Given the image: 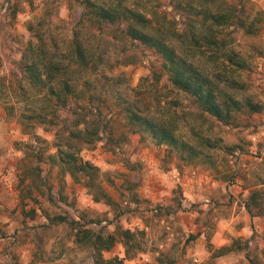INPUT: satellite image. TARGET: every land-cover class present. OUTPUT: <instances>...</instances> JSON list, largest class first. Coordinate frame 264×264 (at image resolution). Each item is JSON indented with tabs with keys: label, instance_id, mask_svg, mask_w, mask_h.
Returning <instances> with one entry per match:
<instances>
[{
	"label": "rangeland",
	"instance_id": "374dc122",
	"mask_svg": "<svg viewBox=\"0 0 264 264\" xmlns=\"http://www.w3.org/2000/svg\"><path fill=\"white\" fill-rule=\"evenodd\" d=\"M235 1L244 2L249 20L257 11L263 17L257 36L233 35L249 68L227 76L242 90L225 89L259 112L224 125L172 91L165 75L154 94H142L148 82L141 79L160 70L156 56L137 43L84 29V42L101 61L95 72L77 77L78 101L99 107L102 126L113 132L85 145L70 134L69 123L53 127L28 119L48 111L44 92L29 88L18 70L37 32L57 59L69 60L80 7L75 0H0V264H98L88 246L75 242V223L103 236L134 234L128 253L117 239L102 252L103 264H160L166 255L174 264H249L244 251L211 256L236 241H247L250 254L264 263V210L251 218L244 207L257 191L264 208V0ZM159 5L172 10L169 0ZM135 102L142 110L175 112L181 138L191 145L208 139L212 148L187 163L131 134L123 114ZM68 149L97 170L92 180L83 173L71 177L59 153ZM99 193L108 199L96 201Z\"/></svg>",
	"mask_w": 264,
	"mask_h": 264
},
{
	"label": "trees",
	"instance_id": "16d2710c",
	"mask_svg": "<svg viewBox=\"0 0 264 264\" xmlns=\"http://www.w3.org/2000/svg\"><path fill=\"white\" fill-rule=\"evenodd\" d=\"M75 2L81 11L73 27L67 62L57 59L55 52L51 53L52 49L48 48L40 32L35 35L36 42H28L20 54L18 70L21 78L34 92H44V110L48 111L46 115L33 114L28 119H37L53 127L59 122L69 123L70 134L85 145L101 141L103 133H107V139L110 138L113 132H106V123L102 126L100 108L91 107L88 105L90 102L78 101L77 77L83 72H95L96 65L101 61L99 56L91 54V48L84 42V29L108 35L117 42L137 43L156 56L160 61V70H152L150 76L141 79V83L148 82L142 94H154L165 75L172 91L186 95L203 114L224 125L235 123L239 114L259 112L256 104L249 100L239 101L233 92L225 89L242 90L239 82L227 76L249 68L241 51L236 49L238 45L233 35L240 31L243 37L251 38L261 30L262 14L257 11L249 20L241 5L243 1L169 0L172 8L169 12L159 5V0ZM153 100L157 101V106L160 105L159 99ZM137 104L135 102L124 109V124L131 134L146 136L152 143L166 146L179 160L187 163L201 160L205 149L212 148L213 143L208 139H200L199 145H191L181 138L177 132L175 112L163 113L149 108L142 110ZM64 112L68 114L60 119ZM48 113L49 120L46 119ZM59 153L60 160L73 179H76L77 173L89 176L90 180L96 175L97 170L93 166L87 162H77L69 149L59 150ZM258 194L253 191L244 205L251 218L262 215L264 210ZM102 199L106 201L108 198L102 193L95 194L96 201ZM72 230L75 242L88 246L98 264L105 263L102 252L109 251L117 239L122 241L126 253L129 252V244L135 243L134 234L129 231H119L116 236L121 237L116 238L114 235L95 233L78 223L74 224ZM236 250L246 253L249 264H264L250 254L247 241H236L213 250L211 256L219 257ZM163 258H159L160 264H174L169 256Z\"/></svg>",
	"mask_w": 264,
	"mask_h": 264
}]
</instances>
